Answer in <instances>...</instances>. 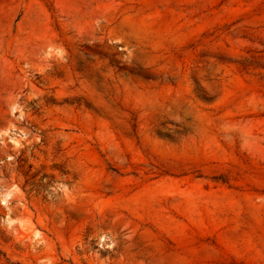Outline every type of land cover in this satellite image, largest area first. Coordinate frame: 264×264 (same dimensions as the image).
I'll use <instances>...</instances> for the list:
<instances>
[{
  "label": "rangeland",
  "instance_id": "1",
  "mask_svg": "<svg viewBox=\"0 0 264 264\" xmlns=\"http://www.w3.org/2000/svg\"><path fill=\"white\" fill-rule=\"evenodd\" d=\"M0 264H264V0H0Z\"/></svg>",
  "mask_w": 264,
  "mask_h": 264
}]
</instances>
